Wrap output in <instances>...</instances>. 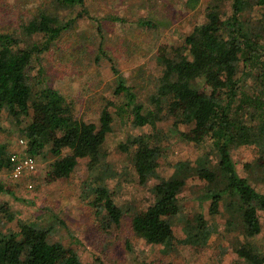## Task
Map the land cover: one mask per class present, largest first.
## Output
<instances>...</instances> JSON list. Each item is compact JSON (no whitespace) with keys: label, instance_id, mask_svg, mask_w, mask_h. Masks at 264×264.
Listing matches in <instances>:
<instances>
[{"label":"trees","instance_id":"16d2710c","mask_svg":"<svg viewBox=\"0 0 264 264\" xmlns=\"http://www.w3.org/2000/svg\"><path fill=\"white\" fill-rule=\"evenodd\" d=\"M199 1L187 0V4L195 8ZM6 4L0 2V125L6 114L18 125L21 139L26 140V154L36 158L48 153L54 158L46 181L70 176L81 158L88 159L90 170L102 164L113 131L114 115L109 107H117L115 112L123 122L149 128L121 141L119 147L131 156L141 185L151 178L156 182L148 203L127 210L96 177L98 182L89 190L90 203L98 217L103 213L102 228L119 227L129 214L131 230L137 237L173 253L177 245L207 244L213 230L220 226L212 216L224 208L229 213L226 230L239 229L246 239L235 252L249 264H264V255L253 241L264 232V192L240 175L232 157L233 148L254 145L261 151L257 165L264 166V0H231L230 9H224L223 0H208L204 22L172 43L162 42L154 55L161 69L158 76L152 75L148 107L120 71V58L108 50L99 28L102 40L95 48L94 61L108 60L111 64L116 75L114 95L121 101L107 99L98 123L77 117L67 95L54 87L49 77L54 72L56 77L66 76L76 70V62L89 55L86 40L81 44L70 42H74L72 33L84 18L82 11L75 10L79 5L84 7L85 0ZM256 7H260V15L252 14ZM62 11L67 14L62 15ZM107 20L123 19L110 15ZM137 23L144 28L152 25L145 19ZM136 39L142 41L141 35ZM140 45L126 47L129 60L138 57L134 47L140 51ZM46 53L52 66L42 63L41 56ZM167 120L173 121L184 140L215 146L219 162L213 165L207 157L193 162L179 160L169 165L174 167L170 175H161L166 162L162 158L167 160L162 141L166 134L158 123ZM13 138L8 136L0 142V166L7 169L12 167ZM34 174L25 172L17 183ZM188 176L204 183L198 199L202 205L210 202V217L202 207L200 212L191 213L184 227L186 237L180 238L171 219L183 210L181 193ZM12 190L13 185L0 179V191L13 194ZM8 207L7 203L0 205V214ZM48 236L47 229L25 222L5 230L0 215V264H86L75 249L51 242Z\"/></svg>","mask_w":264,"mask_h":264},{"label":"rangeland","instance_id":"374dc122","mask_svg":"<svg viewBox=\"0 0 264 264\" xmlns=\"http://www.w3.org/2000/svg\"><path fill=\"white\" fill-rule=\"evenodd\" d=\"M20 1L23 3L26 0H0L2 6H6V3L19 4ZM207 1L200 0L195 8H190L187 0H85V6L79 5L75 10V13L82 11L84 18L80 19L72 33L74 42H70L73 45L86 40L89 55L81 63L76 62V70L64 77H56L58 74L55 72L49 73L54 87L67 95L77 117L96 123L99 122L107 99H112L115 103L121 101L114 95L116 75L111 64L108 60L101 63L94 61L95 48L102 40L99 31L101 28L106 47L120 58V71L135 86L138 98L148 107V87L153 83L152 75L158 76L161 69L154 57L158 46L164 41L174 42L189 33L195 24L204 22ZM230 5L231 0H223L224 9H230ZM260 12V7H256L252 14L260 15ZM61 14L66 15L67 11H62ZM110 15L122 17L123 20H107ZM140 19L150 20L152 25L145 28L138 26ZM100 23L101 27L98 26ZM138 34L142 41L136 39ZM133 43H141L140 51L137 46L134 47L139 54L134 61L126 56V47H131ZM41 57L45 67L52 66L53 61L47 53ZM144 81L147 82L143 85ZM123 103L125 102L121 104ZM109 108L114 115L113 131L107 140V153L99 167L90 170L87 166L88 159L81 158L70 176L47 182V171L54 158L48 153H42L36 156L38 169L35 176L23 178L21 183L5 178L7 183L14 186V190L13 194L0 191V205H9L8 211L0 214L4 220V229L18 228L21 222L47 229L51 242H62L75 249L86 264H249L235 252L236 248L246 243V239L239 229L226 230L224 224L229 213L224 208L221 213L212 216V220L220 226L213 230L207 244L177 245L173 253H167L137 237L131 230L129 214L119 227L113 225L108 230L102 228L100 220L103 213L98 217L90 203L89 190L98 182L95 181L96 177L103 180L99 182L106 185L117 204L127 210L134 205L148 203L151 187L156 182L155 178H151L150 182L141 185L131 156L119 147L121 141L148 131L149 128H137L132 122H123L115 112L117 107ZM172 122L167 120L158 123L166 134L162 141L166 146L167 160L162 158L166 162L161 167V175H170L174 167L169 165L179 160L193 162L200 157H207L213 165L219 162V151L215 146L210 142L196 145L184 140L178 135ZM17 127L4 114L0 125V142H5L8 136L14 137L11 152L21 147L22 137L18 135ZM188 127L185 125L183 128L188 130ZM260 155V149L254 145L232 149V157L240 175L248 177L258 190L264 192V166L257 165ZM248 163L252 164L251 167ZM30 182L34 184L31 189L27 186ZM203 186L204 183L188 176L181 193L183 210L179 216L171 219L176 235L180 238L186 237L184 227L191 213L200 212L202 207L206 217H210V202L206 201L202 205L198 199ZM253 241L259 246L263 256L264 232Z\"/></svg>","mask_w":264,"mask_h":264},{"label":"built area","instance_id":"2783aa9c","mask_svg":"<svg viewBox=\"0 0 264 264\" xmlns=\"http://www.w3.org/2000/svg\"><path fill=\"white\" fill-rule=\"evenodd\" d=\"M20 148L13 151L10 155L12 167L7 169L0 166V179L10 178L12 181L18 182L25 172L36 173L38 163L35 157L26 154L24 151L25 139H20ZM28 188H33L34 184L30 182Z\"/></svg>","mask_w":264,"mask_h":264}]
</instances>
